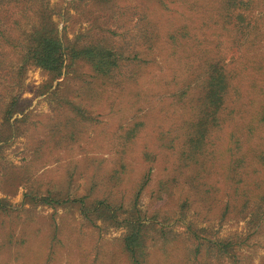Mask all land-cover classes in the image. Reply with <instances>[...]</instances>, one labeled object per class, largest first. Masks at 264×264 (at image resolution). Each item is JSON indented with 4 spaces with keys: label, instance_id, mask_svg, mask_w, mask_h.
Masks as SVG:
<instances>
[{
    "label": "rangeland",
    "instance_id": "obj_1",
    "mask_svg": "<svg viewBox=\"0 0 264 264\" xmlns=\"http://www.w3.org/2000/svg\"><path fill=\"white\" fill-rule=\"evenodd\" d=\"M218 3L0 0L8 35L48 15L66 45L123 58L106 75L70 56L57 77L0 33V94L21 101L0 143V264H136L132 223L139 264H264V0L228 24Z\"/></svg>",
    "mask_w": 264,
    "mask_h": 264
},
{
    "label": "trees",
    "instance_id": "obj_2",
    "mask_svg": "<svg viewBox=\"0 0 264 264\" xmlns=\"http://www.w3.org/2000/svg\"><path fill=\"white\" fill-rule=\"evenodd\" d=\"M252 3L253 0H220L218 10H216V20L228 24L233 14L232 10L244 9L246 5ZM43 17V23L35 28L27 41L26 38L24 40L23 38H15L0 30L7 44L2 45L9 46L12 50L23 48L26 61H32L37 67L54 73L57 77L63 73L65 63L70 56L87 60L99 74L109 75L118 68L123 58L115 50V47L107 48L101 44L86 45L82 48L70 47L59 36L58 28L52 21V17L48 15ZM237 19L242 20V14H238ZM229 86L228 75L224 70V66L219 65L217 62L211 67L205 82V93L202 99L204 113H209V111H213V115L219 113L224 106V97ZM20 103L18 95H11L9 100L6 101L4 96L0 94V143L8 139L11 132L6 128H11L10 120L18 112ZM261 163L264 165V154L261 155ZM262 196L264 197V192ZM129 231L130 234L125 239V247L130 252L134 263L139 264L143 255L140 249L143 242L141 223H132Z\"/></svg>",
    "mask_w": 264,
    "mask_h": 264
}]
</instances>
